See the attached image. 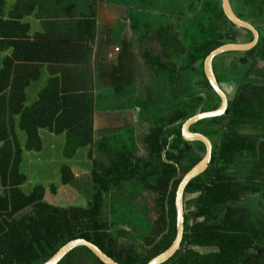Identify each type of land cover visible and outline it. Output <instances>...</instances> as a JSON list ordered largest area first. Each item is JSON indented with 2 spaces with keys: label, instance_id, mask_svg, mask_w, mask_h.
Masks as SVG:
<instances>
[{
  "label": "trees",
  "instance_id": "obj_1",
  "mask_svg": "<svg viewBox=\"0 0 264 264\" xmlns=\"http://www.w3.org/2000/svg\"><path fill=\"white\" fill-rule=\"evenodd\" d=\"M7 2L0 0V54L19 48L28 38L29 25L22 23L26 9H15L6 17ZM35 2L29 0L25 6L33 7ZM230 2L236 15L258 30L259 43L251 51L214 59V72L228 94L229 107L224 116L191 127L193 133L211 140L212 160L207 171L186 188L181 249L164 264H264V0ZM184 3L183 18L174 27L160 28L166 38L158 37L159 43L168 59L163 62L162 53L146 51L149 63L163 77L161 90L155 97L151 90L142 103L146 111L153 108L159 113L144 137L145 154L131 151L120 136L95 144L104 158L96 161L88 198L83 195L78 200L73 193L65 202L59 198L61 184L78 183L68 163L60 168V184L39 185L26 192L29 176L23 171V154L43 151L41 131L46 129L66 134L68 161L79 149L94 146L92 106L72 107L68 89L60 96L57 80L41 92L37 102L28 104L26 90L40 76H15L17 51L13 58L4 59L0 72V264H44L76 239L95 244L119 264H148L172 246L177 236L178 187L207 152L203 143L183 139V125L200 112L219 109L222 101L206 77L205 60L225 44L254 39L252 32L228 20L222 0ZM17 127L27 137L24 147ZM127 186L140 195H152V205L141 209L145 220L135 229L126 222H111L108 214L107 198ZM151 213L156 215L154 220ZM79 257L103 264L87 248L76 249L60 264H77Z\"/></svg>",
  "mask_w": 264,
  "mask_h": 264
},
{
  "label": "crops",
  "instance_id": "obj_2",
  "mask_svg": "<svg viewBox=\"0 0 264 264\" xmlns=\"http://www.w3.org/2000/svg\"><path fill=\"white\" fill-rule=\"evenodd\" d=\"M10 1L13 2V8L6 10V17L15 9L18 12L26 9L22 23L29 25L28 38L23 40L24 44L19 45V48L12 47L2 54L7 53L6 56L13 58L15 52H19L18 58H13L15 76L26 79L30 75L40 76L37 81H32L26 90L30 99L28 104L37 102L41 92L53 80H57L60 96L64 95L61 92L65 88L68 89L67 94L72 107L81 110L87 105L92 106L90 128L94 146L88 147H93L91 161L94 169L96 161L104 158L95 144L107 137L123 138L124 135H118L120 131L125 132L132 127L142 129L145 125L140 119V115L146 111L143 105L139 110L136 108L137 105L124 108L125 110L107 105L100 110L98 107L100 97L124 95L125 91L132 87L137 91V97L142 98L136 99L143 103L149 98L151 90L154 97L161 90L160 81L156 82L152 77V80L147 78L146 82L144 75L147 69L153 68L144 57V49H146L143 45L144 40L137 39L145 34L146 20L138 16L136 8L127 10L124 7L125 0H34L36 2L33 7L25 6L29 0H21V4L19 0ZM151 24L155 25V22L152 21ZM148 29L153 34L150 37V44H154L160 50L162 46L155 33L161 30L154 27ZM136 34L138 36L135 40ZM149 45L147 46L150 47ZM25 58H28V61ZM152 72H156V69ZM152 72L150 71L151 75ZM41 80L43 84L32 102L29 89L35 82ZM127 113H136L138 121L135 123L128 121ZM116 124L120 126L117 129L114 128L117 127ZM148 126L150 128L152 125H147V130ZM19 132L21 131L17 127V136ZM52 134L57 137L64 136L67 141L66 134L57 135L54 132ZM134 136L138 147L134 153L142 156L141 152L145 150L141 145L142 140L138 139L137 131ZM70 166L78 183L73 186L61 184L60 191L69 189L70 196L67 195V199L72 196L71 193L79 199L85 193L81 185L87 181L89 183L93 169L75 165L74 159ZM61 174L60 169L58 184L61 183ZM84 178L88 179L83 182Z\"/></svg>",
  "mask_w": 264,
  "mask_h": 264
},
{
  "label": "rangeland",
  "instance_id": "obj_3",
  "mask_svg": "<svg viewBox=\"0 0 264 264\" xmlns=\"http://www.w3.org/2000/svg\"><path fill=\"white\" fill-rule=\"evenodd\" d=\"M185 0H125L124 7L127 8V10L131 11L128 8H136L135 11H137L138 16L145 18L146 20V27H145V34H143V40H144V47L146 45V49L144 52V57L146 58V51H151L153 54H157L158 49L154 44L147 43L149 37H151V31L148 28H158L161 27H174L172 24L179 22V18H183V16L180 14L185 9ZM188 2V1H187ZM13 2L8 0L5 10L9 11L12 9ZM155 22V25H152L151 23ZM149 24V25H148ZM259 24V23H258ZM169 25V26H168ZM264 26V23L261 24ZM159 26V27H158ZM149 32V33H147ZM162 35L163 39L166 38L165 33H155V36ZM169 37H172L170 33H167ZM174 41L176 45V40ZM149 45L150 47H148ZM151 49V50H150ZM7 53L0 55V72L3 69V62L4 59L7 57ZM148 61H150L149 58H146ZM161 60L164 62V58L162 57ZM150 65L153 66V62L150 63ZM156 68L147 69L146 73L144 74L146 77V82L153 77V79L158 82L160 80V76L163 77V73H157L152 72ZM152 72V75L150 71ZM148 78V80H147ZM152 80V79H151ZM166 81V80H165ZM151 82V81H150ZM43 84V81L35 82L29 91L31 92V98L32 102L36 99L38 95V91L40 90L41 86ZM227 90L231 92L233 89L227 87L225 85ZM124 95H110L106 96L104 98L100 97V100L98 101V107L103 109V107H106L107 105L113 106L116 109H127L131 108L137 105V110L142 108V101L137 100V91L130 87L125 91ZM103 96V95H100ZM134 97V98H133ZM142 99V98H139ZM104 101V102H103ZM134 103L132 104V102ZM124 109V110H125ZM149 111H145L144 114L140 115V119L145 123L143 125L142 129H137L138 127H132L130 129H126V131H120L118 135H124L122 139H126L127 147L133 152L138 149L137 144L135 142V136L134 134L136 131L138 132V139L142 143L141 145L144 146V137L147 135L148 130L146 128L147 125H151L155 118L158 117V112H155L153 108H149ZM139 113V112H138ZM128 121L131 123H135L138 121V117L136 113H127ZM119 116V115H118ZM111 121V118H109ZM148 123V124H146ZM137 125V124H135ZM114 127L115 129L119 128ZM134 128V129H133ZM149 129V126H148ZM111 135V134H110ZM41 136L43 139L44 148L41 152H28L25 151L23 154V171L29 176V182L24 187V190L26 192H30L35 188L36 186L43 185L48 186L52 183H57L59 180V171L62 165L68 163L72 164V161H68L64 155V149L66 147V140L64 136L57 137L52 134L50 130H43L41 132ZM18 138L20 141V144L24 147L27 142V137L23 132H19ZM93 147H84L78 150L76 153L74 160L75 165L82 166L83 168H88L89 170L93 169L92 161H91V152ZM145 154V150L141 152V155ZM88 178H84L83 182L86 181ZM82 188L85 190L84 195L87 197V194H90L89 190L90 188V180L85 184L81 185ZM69 189H63L62 193L60 194V199L68 200L67 195ZM70 196V195H69ZM88 198V197H87ZM152 195L148 192H143L140 195V192L137 191L134 187H124L121 190H117L113 192L107 199H108V214L110 217L111 222H118L121 223L126 222V224L131 227L132 229H135V225L137 223H143L144 222V213L141 209H143L145 206H151ZM80 200V199H78ZM247 200V199H246ZM61 202L64 204V202ZM60 202V201H59ZM73 204H76L73 203ZM243 205H246V201H242ZM143 207V208H142ZM152 220L155 219V214L151 213L149 215ZM124 240H122L123 243ZM203 253L208 252V250H201Z\"/></svg>",
  "mask_w": 264,
  "mask_h": 264
},
{
  "label": "water",
  "instance_id": "obj_4",
  "mask_svg": "<svg viewBox=\"0 0 264 264\" xmlns=\"http://www.w3.org/2000/svg\"><path fill=\"white\" fill-rule=\"evenodd\" d=\"M222 7L228 20L235 26L252 32L254 35V39L250 43L225 44L214 50L205 60L204 71L206 77L210 82L212 88L220 96L222 100L221 106L219 109L215 111L200 112L191 119H189L183 125V131H182L183 139L186 142H190V143H198V142L203 143L206 146L207 152L203 160L185 175V177L183 178V180L181 181L178 187L176 193V201H175L176 209H177V236L175 241L167 251L155 257L148 264H164L167 261H169L181 249L182 241L184 238V232H185L184 197H185L186 188L192 180H194L195 178H197L198 176L202 175L204 172L207 171L212 160L213 144L211 140L200 133H193L191 131V127L202 120L221 117L227 113L229 107V97L216 78L213 68L214 59L225 53L251 51L259 43L260 34L258 30L250 22L240 19L236 15L230 0H222ZM79 248L89 249L103 264H119L114 259H112L107 254H105L98 246L85 239H76L69 242L68 244L63 246L49 261H47L44 264H60L61 261H63L70 253H72L73 251Z\"/></svg>",
  "mask_w": 264,
  "mask_h": 264
},
{
  "label": "flooded vegetation",
  "instance_id": "obj_5",
  "mask_svg": "<svg viewBox=\"0 0 264 264\" xmlns=\"http://www.w3.org/2000/svg\"><path fill=\"white\" fill-rule=\"evenodd\" d=\"M114 1V0H113ZM131 25V24H130ZM149 25V24H148ZM145 27H146V23H145ZM137 34L134 36L135 38V40H136V38H137ZM143 39V36L141 35V37H138L137 39ZM150 40H151V38H149L148 39V42L147 43H151L150 42ZM146 46V45H145ZM144 52H145V49H144ZM157 53H159V54H161L162 53V55H163V58H165L166 59V54H167V52L161 47V49L160 50H158V52ZM147 60V59H146ZM148 61V60H147ZM77 264H95V263H93V262H91L89 259H87V257H79L78 258V260H77Z\"/></svg>",
  "mask_w": 264,
  "mask_h": 264
}]
</instances>
